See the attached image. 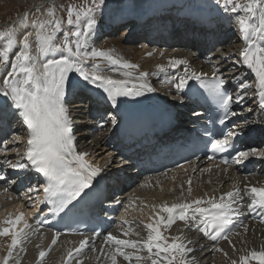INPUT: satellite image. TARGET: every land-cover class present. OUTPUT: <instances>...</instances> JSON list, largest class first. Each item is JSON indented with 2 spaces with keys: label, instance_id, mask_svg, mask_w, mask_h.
<instances>
[{
  "label": "snow or ice",
  "instance_id": "snow-or-ice-1",
  "mask_svg": "<svg viewBox=\"0 0 264 264\" xmlns=\"http://www.w3.org/2000/svg\"><path fill=\"white\" fill-rule=\"evenodd\" d=\"M103 3L104 0H99V5ZM93 5L79 8L74 5L67 7V24L73 26L74 30L65 33L62 43L59 44L56 40L57 34L62 30V20L55 15L54 5L46 10L49 19L32 20L31 26L35 28V55L32 54L30 44L31 32L23 35L19 50L15 51L12 57L11 54L17 46V27L13 26L0 31V41H3L0 43V72L6 73L0 80L3 85L0 87V95L10 101V103L0 105V123L19 118L26 126L28 132L26 149L23 153L15 149V154L30 162V165L46 178L47 186L43 189L45 201L54 204V211L57 213L63 212L69 205H72L85 189L90 188L94 178L102 171L101 167L94 166L85 159L88 156L87 152L78 153L75 150L72 120L65 106L69 74L78 73L83 81L101 88L106 93V100L113 106H118L119 97H140L145 92L154 91L146 79L148 72H139L136 77L139 81L137 84L132 82L130 71L123 72L125 79H114L111 75L98 74L100 68L98 62L93 63L91 70L85 67L89 60L96 61L97 58L108 61L112 66L122 65L125 69L139 67L128 61H121L114 55V50L104 51L94 47L88 50L89 38L97 23L92 13L99 6L95 4V0H93ZM220 7L225 12L235 15L238 28L246 42V46L241 51L242 63L255 73L253 98L256 99L260 111L264 112V0H247V2L223 0ZM241 10L243 15L239 14ZM83 17H87V20L81 27ZM28 26L29 22L25 16V19L20 21L19 27L27 28ZM256 37L260 38L259 46L254 39ZM57 55L58 59L47 58ZM169 65L173 68L183 65L185 68L184 75L177 78L179 81L175 85L177 90H183L189 80L201 81L202 86L212 94L222 112L219 119L220 124H224L229 115H237L230 109L233 101L242 104L249 98L248 89L252 85L241 81L238 86L241 92L233 96L226 89L228 80L223 72L213 71L209 81L204 79L207 73H197L194 69H190L187 59L169 58ZM157 67L161 71L164 70V65H157ZM111 123H116L115 118H111ZM238 135L239 133L235 130L222 133L223 138L211 140V149L220 153L234 149L233 141ZM19 140L20 137H14L12 143ZM7 151L5 147V154ZM249 157H264V152L254 147L246 151H236L232 160L240 164ZM222 162L227 165L228 157L225 156ZM6 163L13 168L28 167L27 164L19 161L13 164L6 159ZM5 179V176L0 175V180ZM190 185L191 180L189 179V195L191 194ZM29 191H34V189H29ZM181 195L183 196V192ZM246 198L250 199V203L245 205ZM205 203L210 207L201 206ZM240 206L246 207L251 212L259 210V213L264 215V186L245 185L242 194L237 184L233 190L222 193L218 198L213 195L207 200L197 198L171 204L162 203L159 206L160 212L167 213V217L157 212L152 218L154 222L144 225L147 229L146 238L121 239L108 233L105 243H111L114 250L105 254L102 247L100 252L110 259L111 264H118V256L128 264H132L133 260L136 264H144L145 261H150V264H197L194 255L197 249L190 246L195 241L188 240L183 234L166 237L162 227L170 228L177 220L183 221L185 228H194L214 241L223 236L226 226L232 223V217L240 215ZM21 222H23V227H19ZM123 223L127 225L129 222L124 220ZM30 227L22 212L15 216L9 214L7 219L0 222V237H11L7 255L0 258V264H9L14 250L18 247L23 250L24 243L35 234L28 231ZM245 231H247L246 226ZM131 232L132 228L129 227L123 235L129 236ZM135 234L139 236V232ZM58 235L52 238L49 250L57 243ZM223 238L228 240L227 236ZM229 243L232 242L229 240ZM87 245V238L80 240L79 247L68 251L69 261L74 253L79 256ZM37 247L40 246L37 245ZM129 248L133 251H125ZM92 250L95 252V247ZM216 250L222 251L218 248ZM145 251L147 256L141 254ZM46 255L45 250L39 251L38 264H41ZM250 256L259 264H264V247L259 251H251ZM97 259L99 260V257ZM240 259L246 264L249 257L242 256ZM13 264H19V261L14 260ZM66 264H68L67 261ZM77 264L81 262L77 261ZM232 264H237V262L232 261Z\"/></svg>",
  "mask_w": 264,
  "mask_h": 264
},
{
  "label": "bare ground",
  "instance_id": "bare-ground-1",
  "mask_svg": "<svg viewBox=\"0 0 264 264\" xmlns=\"http://www.w3.org/2000/svg\"><path fill=\"white\" fill-rule=\"evenodd\" d=\"M64 0H19L22 5L26 6L25 16L29 22L27 28H20V21L25 17L17 18L9 26L17 27V46L11 54L14 57L15 51L19 50V43L22 40L23 35L26 32H31L30 44L32 46V54L35 55L36 41H35V28L31 26L32 17L36 19H49L47 15V9L60 6ZM147 4L156 5L159 9H166V14L171 13L172 16H178V13L182 10L194 11L196 14L209 16L210 20L217 22V26L209 27L208 30L204 27H199L197 24L193 25L192 29L188 23L185 27L177 25L179 19L172 20L170 17V23L167 19L163 21V25L167 31L171 34L163 36H154L143 39V44L137 46L139 42L140 32L134 30L132 34V42H128L127 45L121 44L117 49H104V51L114 50V55L119 52L117 56L121 61H128L133 64L139 65L136 69H125L122 65L112 66L108 61L97 58L96 61L89 60L85 67L88 70L92 69L94 62H98L100 68L98 74L111 75L114 79H125L123 72L130 71L132 73L131 80L133 83H139L136 79L139 72H148L147 82L154 89L152 92H145L144 95L151 97L154 101H168L171 95L178 96L179 104L183 103V96L179 94L180 90H177L175 85L178 83V77L184 75L185 68L183 65L173 68L169 65V58L187 59L190 69H194L197 73H211L213 71L223 72L226 79L230 80L231 85H234L235 94L241 92L238 87L240 82L243 81L246 84H251L252 87L248 89L249 98L244 103L235 107L239 118L234 120L231 124L234 126L235 131H247L249 134H256L258 143L254 142L253 145H247L245 150L250 148H256L258 151L264 152V128L256 127V124L261 122L264 114L257 106L256 99L253 98L255 92V77L252 76L251 70L242 63L240 54L236 53L238 49H242L246 46V42L243 41V35L240 32L235 15L231 12H225L222 10L223 0H142ZM1 2V1H0ZM247 2V0H242ZM8 5L6 2L0 3V9H6ZM31 7V8H30ZM106 7H108L106 5ZM178 7V11L175 9ZM148 7L143 6L142 3H121L111 8L103 9L98 13L96 20L97 23L92 31V36L89 38L88 50L93 47L99 49L98 39L94 38L96 33L100 35L103 31L108 29L109 31H117L126 26V21L131 18V14L141 11H147ZM108 13L112 16H108ZM243 15V11L239 12ZM7 15V14H6ZM5 17V15H4ZM108 17V19H107ZM116 19H112V18ZM208 18V17H207ZM206 18V19H207ZM5 19V18H4ZM204 21H207V20ZM2 20V19H1ZM186 22L185 20H181ZM199 21V20H197ZM136 21H133L132 25L135 26ZM199 21L198 23L201 24ZM207 22H204L206 24ZM161 26V25H160ZM183 28V29H182ZM157 31V29H155ZM116 34V33H115ZM107 35V33L105 34ZM117 35V34H116ZM109 36V35H108ZM207 38H204L206 37ZM217 36V37H216ZM216 39V40H215ZM219 39V40H218ZM257 46L260 45V38L256 37ZM3 43V41H0ZM117 43V42H116ZM136 43V44H135ZM197 46L198 50L195 48ZM196 50V51H194ZM152 53V55H148ZM116 56V55H115ZM43 59V58H42ZM157 65H164V70L161 71ZM10 67V64H9ZM6 75L5 72H0V80ZM190 83V80L188 84ZM0 83V87H2ZM131 86V84L129 85ZM80 89H91L101 91V88L96 85H92L90 82L83 81L82 77L78 73L69 74V86L66 89L65 106L70 102V97L75 94V91ZM4 104L10 103L5 97L0 95V102ZM81 103V102H80ZM83 105V104H80ZM109 106L106 109L109 110ZM251 109V111H249ZM196 114L201 113L200 110L195 111ZM108 114H106L107 116ZM106 116L104 119L106 120ZM188 124L193 125L192 121H188ZM10 130L5 136L4 144L2 145L3 160L11 161L14 163V156L12 153L15 147L19 145V142L12 143V133L15 136L22 137L25 135V125L19 118H14L10 124ZM184 127H187L185 125ZM186 138L190 137V132L187 128L183 129ZM75 136V150L87 152L88 154L94 153L98 155L101 160L108 161L110 158L118 159V157L128 156L123 149L116 147L120 144H114V149L110 146L111 142L115 140V136L111 132V129L104 123H98L95 118L89 120L87 124H80ZM256 139V140H257ZM163 144H169L167 150L163 148L161 150L162 156L165 160L171 161L172 152L176 149V145L172 146V142L169 138L163 140ZM160 143V142H159ZM256 143V144H255ZM162 146V143H161ZM5 147L8 151L5 154ZM157 147V145H156ZM156 153V150H153ZM158 155V153L156 154ZM151 151H146L141 156L140 163L142 165L152 164ZM155 159H159L156 156ZM250 165L249 169L233 165L227 168L221 167L216 163H210L205 159L191 160L190 163L182 165V167L173 169L171 171H156L153 167L145 166L138 176H128L126 172L116 188L108 197L107 202L111 201L113 208L128 204L129 207L126 213L123 215L122 221L118 224V229L112 232L113 235L118 236L121 239H142L147 236V229L144 227L147 223L154 222L153 216H156L157 212H160V205L167 202L171 204L173 202H183L185 200H193L197 198H204L207 200L209 196H216L217 198L233 188L238 184L242 190L245 185L264 186V157H249L246 159ZM155 162V160L153 161ZM112 165V164H111ZM111 167V166H109ZM207 169V170H206ZM4 166H0V172L4 173ZM255 171V172H254ZM1 175V173H0ZM6 176V175H5ZM189 179L191 180V194L188 193ZM36 183L33 176H10L9 180H5L0 183V187L4 190V193H0V205L4 203H15L14 207L17 214L24 213V219L31 226L28 231L34 232V235L30 236V239L24 243L23 250L20 247L14 250L13 258L9 261V264H13L14 260H18L19 264H38V253L41 249L47 253L50 252L49 245L54 236L58 233H54L51 230L40 227L36 229V222L31 220V216L34 215V211L38 207L36 203L32 206V196H28L27 201L21 198L22 194L28 189H32ZM7 189V191H5ZM183 192V196L181 193ZM17 199V197H19ZM250 203V199L246 198L244 204ZM109 207V205H107ZM202 207L208 206L206 203L201 205ZM161 215L167 217V213L160 212ZM245 216V220L240 223L241 228L234 236L232 243L221 245L208 243L205 238L192 228H185L184 222L177 220L170 228H163V234L166 237L179 236L183 234L188 240L195 241L190 245L194 249L197 264H232V261H236L237 264H245L241 261L242 256H248L246 264H259L255 259L250 258V253L253 250L259 251L264 247V215H261L259 211L251 212L246 207L240 206V215L236 217ZM124 220L129 223L125 225ZM3 222V221H0ZM245 226L247 231H245ZM23 227V222L21 226ZM129 227L132 228V232L129 236H124L123 232ZM139 232V236L135 233ZM87 237H81L76 239L73 236L58 235L57 243L55 246H51L52 249H61V252L56 261L48 262L43 260L41 264H77L80 261L81 264H111L110 259L106 258L107 253L113 249L111 243H105L107 235L103 238H99V244H92L91 238H87L88 245L83 249L82 253L77 256L75 253L69 261L67 253L69 250L79 247V242ZM11 243V237H0V258L7 255V247ZM37 245L40 247L38 248ZM226 245V246H225ZM95 247L96 251L93 252L92 248ZM103 247L104 253L100 252ZM222 249L217 251L216 249ZM125 251H133L132 249H125ZM31 254V257L27 261H21L23 255ZM54 251L52 252V254ZM227 253V255H224ZM147 256L146 251L141 253ZM193 255V254H190ZM99 257V260L97 259ZM118 264H128L122 257H117ZM132 264H136L133 260ZM144 264H150V261H145Z\"/></svg>",
  "mask_w": 264,
  "mask_h": 264
},
{
  "label": "rangeland",
  "instance_id": "rangeland-1",
  "mask_svg": "<svg viewBox=\"0 0 264 264\" xmlns=\"http://www.w3.org/2000/svg\"><path fill=\"white\" fill-rule=\"evenodd\" d=\"M0 1L2 3L6 2V3H8V5L11 4V6L7 7L6 9H0V31H3L5 29L9 28L10 27L9 25L11 23H13V21H15L18 18V16H20L26 12V9H25L26 6L22 5L21 2H19V0H0ZM125 2L130 3V4H132V3L136 4L138 2V3H142V5L146 6V7H147V3H148V2L145 3L142 0H104L103 5H99V0H95V4L99 5V6L96 7V10L92 13V15L94 16L95 19H97L98 13L100 11H102L103 9H106L109 7L111 8L112 6H117V5H120L121 3H125ZM69 5H74L78 8L79 7H87V6H94L93 0H64L61 2L60 6L55 7V15L62 20V30L57 34L56 42L58 44L62 43L65 33H70L71 31L74 30L73 26L67 24V7ZM106 5L108 7H106ZM4 15H5V17H4ZM108 16H112V15H110L108 13ZM107 19H108V17H107ZM112 19L114 20L116 18L113 17ZM82 20H83V23L80 25L81 27H83V24L86 23L87 17H83ZM96 21H98V20H96ZM129 25H130V23L126 24V26L121 27L118 30V32L117 31H109L108 29H106L105 31H103L102 35H100L99 33H96V35H94V38L98 39L97 41L99 44V47H98L99 50H104V49H108V48L110 49V47H111V49H117L121 44L127 45V43L129 41L132 42L133 38H132L131 32L128 34ZM106 33H107V35H105ZM91 36H92V34H91ZM91 36H90V38H91ZM142 44H143V39L139 40V42H137L136 45L141 46ZM195 48L198 50L197 46ZM194 51H196V50H194ZM115 55L118 56L119 52H117Z\"/></svg>",
  "mask_w": 264,
  "mask_h": 264
}]
</instances>
